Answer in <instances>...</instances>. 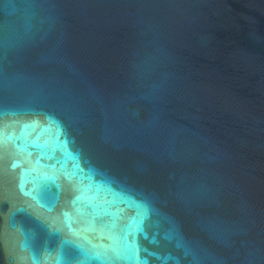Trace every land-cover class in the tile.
Wrapping results in <instances>:
<instances>
[{"label":"water","instance_id":"obj_1","mask_svg":"<svg viewBox=\"0 0 264 264\" xmlns=\"http://www.w3.org/2000/svg\"><path fill=\"white\" fill-rule=\"evenodd\" d=\"M141 219L134 264H264V0H0V264Z\"/></svg>","mask_w":264,"mask_h":264},{"label":"snow or ice","instance_id":"obj_2","mask_svg":"<svg viewBox=\"0 0 264 264\" xmlns=\"http://www.w3.org/2000/svg\"><path fill=\"white\" fill-rule=\"evenodd\" d=\"M77 199H81L78 197ZM98 215L108 216L110 213L103 212V213H97ZM110 228L117 227L116 221L113 220L111 224L107 225ZM143 231V220L133 221L132 223L128 224L124 230L122 236L119 238L120 241L123 243V246L125 250L128 252L130 260L129 264H134V261L131 260V257L134 256L136 251V245H135V237L137 233H140ZM131 237V239H130Z\"/></svg>","mask_w":264,"mask_h":264}]
</instances>
